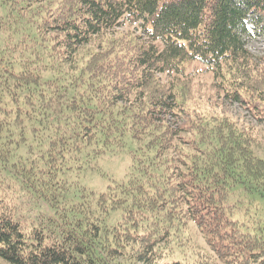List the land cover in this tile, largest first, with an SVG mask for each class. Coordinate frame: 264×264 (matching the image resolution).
Here are the masks:
<instances>
[{"label": "trees", "instance_id": "trees-1", "mask_svg": "<svg viewBox=\"0 0 264 264\" xmlns=\"http://www.w3.org/2000/svg\"><path fill=\"white\" fill-rule=\"evenodd\" d=\"M255 19L264 0H0V259L264 264V228L232 217L238 193H264L261 141L200 105L244 102L264 122ZM125 149L124 181L77 185Z\"/></svg>", "mask_w": 264, "mask_h": 264}, {"label": "rangeland", "instance_id": "rangeland-1", "mask_svg": "<svg viewBox=\"0 0 264 264\" xmlns=\"http://www.w3.org/2000/svg\"><path fill=\"white\" fill-rule=\"evenodd\" d=\"M133 26H121L120 29L126 31L132 29ZM246 33L244 34V42L246 48L254 57L264 55V23L260 20H249L245 24ZM138 31L136 30V33ZM199 68H203L202 65ZM198 68V69H199ZM202 82L208 84L210 78L208 73L199 72L196 74ZM206 86V85H205ZM212 92V91H211ZM214 93V92H212ZM208 101L203 103L200 101L203 109H208L212 113L224 114L233 119L238 126L250 128L256 138L261 141L260 146L256 149L257 155L264 158V122L258 121L253 115L252 110L244 102L233 101L231 99L223 98L214 95ZM206 104L209 106L207 107ZM92 165L96 166L94 169H85L76 179L77 185L94 191L95 193L102 192L106 187L113 182H121L126 178L131 165V156L127 149L120 152H107L99 158L93 160ZM71 180V179H70ZM244 192L238 193L236 196L242 202L237 204L238 208L234 211L233 218L244 222L250 230L257 227L264 228V193L253 192L247 194ZM236 196L233 200H237ZM121 215V210H113L108 216L104 218L105 225L114 224ZM191 236L201 246L202 249L208 251L204 246L202 238L195 230L191 228ZM171 260V259H165ZM123 262V261H122ZM0 264H8L0 259ZM122 264H131L123 262Z\"/></svg>", "mask_w": 264, "mask_h": 264}]
</instances>
